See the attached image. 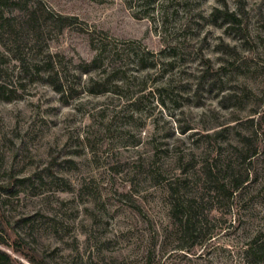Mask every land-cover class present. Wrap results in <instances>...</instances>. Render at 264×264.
<instances>
[{"label":"rangeland","instance_id":"rangeland-1","mask_svg":"<svg viewBox=\"0 0 264 264\" xmlns=\"http://www.w3.org/2000/svg\"><path fill=\"white\" fill-rule=\"evenodd\" d=\"M224 5L235 29L211 18ZM96 56L109 93L77 77ZM50 57L79 92L68 101L33 81ZM0 85V229L15 264H249L264 240V0H9ZM206 166L249 181L206 199L205 228L184 237L167 186L189 176L207 195Z\"/></svg>","mask_w":264,"mask_h":264},{"label":"trees","instance_id":"trees-1","mask_svg":"<svg viewBox=\"0 0 264 264\" xmlns=\"http://www.w3.org/2000/svg\"><path fill=\"white\" fill-rule=\"evenodd\" d=\"M7 1L9 0H0V3L3 4ZM224 6L225 9L215 8L211 14V18L214 22L220 21L222 25H226L229 29H235L241 23V20L238 18L236 12L229 11L227 6ZM37 12L36 8L27 10V22L32 23L34 33H39L41 30ZM60 19L61 22L64 18ZM65 25H62V28ZM142 61L144 59L140 58L139 62ZM59 64L53 57H50L49 60L36 63L34 73L37 78H34L33 81H44V83L52 87L60 95L62 100L68 101L70 98L78 95L79 92L75 89L73 82H70V76L68 78L67 72L58 67ZM103 66L104 64L100 57L96 56L92 62H83L77 68L78 79L81 80L84 75L89 76L88 82L85 85L90 87L88 91L91 94H103L112 91L110 90L111 88H108L109 77L112 73L108 75L106 70H102ZM25 69L23 68L22 72H25ZM5 87V85H0V93ZM254 145L248 138L243 142L241 153L245 160L251 161L252 158L259 154V150ZM228 171L227 178L223 177L220 179V174L214 173L212 167L206 166L204 168L200 175V180L203 182L201 189L206 190L209 196L208 194L202 195L201 193L198 196V194L189 190V176L179 179L175 183L168 184L167 191L170 199V212L172 218L175 219V224L180 228V232L184 237L198 232L200 234L202 233L201 230L205 228L207 220L202 218L201 220L199 216L203 215L200 214V211H202L206 199L213 201L215 199L219 201L221 198H227V200L233 199L237 192L243 188L244 184L249 181L248 174L240 176L231 167H228ZM218 172L221 173V171ZM208 184L210 185L209 187L207 186ZM211 237L212 235L210 234ZM7 243V238L0 229V264H15L12 256L2 248L3 245H8ZM244 257L249 261V264H262L264 262V240H260L259 235L255 234L251 242H249L244 250Z\"/></svg>","mask_w":264,"mask_h":264}]
</instances>
